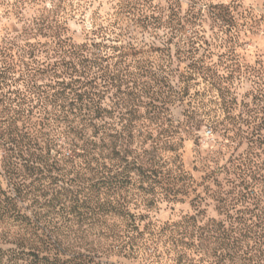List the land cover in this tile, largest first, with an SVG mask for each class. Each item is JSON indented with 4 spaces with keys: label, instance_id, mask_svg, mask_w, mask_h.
I'll use <instances>...</instances> for the list:
<instances>
[{
    "label": "rangeland",
    "instance_id": "1",
    "mask_svg": "<svg viewBox=\"0 0 264 264\" xmlns=\"http://www.w3.org/2000/svg\"><path fill=\"white\" fill-rule=\"evenodd\" d=\"M192 2L177 5L184 20ZM119 3L0 0V117L26 84L56 100L47 110L59 114L60 47L28 38L45 8L61 4L74 41L96 33L122 75L97 124L127 179L111 184L85 169L67 149L63 123L37 120L36 101V119L0 118V264H209L216 244L205 225L226 220L218 200L240 183L232 165L252 160L264 172V3L199 0V18L184 26L186 45L171 46L168 27L126 17L114 24ZM153 6L164 18L172 12L167 0ZM191 48L199 70L181 53Z\"/></svg>",
    "mask_w": 264,
    "mask_h": 264
},
{
    "label": "trees",
    "instance_id": "2",
    "mask_svg": "<svg viewBox=\"0 0 264 264\" xmlns=\"http://www.w3.org/2000/svg\"><path fill=\"white\" fill-rule=\"evenodd\" d=\"M167 1L171 2L172 12L168 18H164L157 14L153 0H120L114 24H121L126 17L132 18L142 27H168L170 38L166 39V45L171 46L175 39L177 44L186 45L188 38L183 34L184 26L188 22L194 25L199 18L200 13L196 8L199 0H193L191 3V20H184L178 12L177 5L180 0ZM49 5L50 9H53L55 4L51 1ZM57 6V10H48L44 7L47 15L44 14L42 27L37 28L36 33L28 40L42 36L51 39L60 47L61 72L56 73L57 90L53 85L60 99L59 114H56V108L55 111L53 109L54 112L47 110L52 100H44L36 84H26L23 91H16L14 100L7 98L5 101L7 107L1 108L0 118L4 116L5 120L35 118L36 112L33 111L32 103L36 101L43 106L41 108L39 106L37 120L50 123L57 119L63 123V134L68 139L67 149L83 159L81 164L85 165V169L102 173L98 178L100 181L108 180L111 184L127 181L123 178L126 167H123L121 159L119 162H113L115 152L110 151L108 136L104 131L101 132L102 129L97 124L98 120L109 113V109L103 105L107 91L112 88L114 82L123 84L122 75L113 72L109 63L111 56L93 38L96 33L90 31L86 40L81 43L74 41L68 21L64 17L67 12L62 9L61 4ZM93 26L91 24V28ZM195 52V48L181 51L199 70L202 64L195 59ZM116 57L117 62H122L125 58L124 54ZM231 169L240 179V183L234 185L233 191L226 192L218 200V209L220 214L226 216V220L213 221L205 225V239H213L216 244L212 248L213 260L209 264H264V202L259 194L264 190L261 188L264 186V172L257 170L252 160L235 162ZM236 188L239 189L236 191ZM18 210V216H22L19 208ZM57 247L54 246L56 249ZM39 254L40 251L33 250L34 257Z\"/></svg>",
    "mask_w": 264,
    "mask_h": 264
},
{
    "label": "clouds",
    "instance_id": "3",
    "mask_svg": "<svg viewBox=\"0 0 264 264\" xmlns=\"http://www.w3.org/2000/svg\"><path fill=\"white\" fill-rule=\"evenodd\" d=\"M225 3L229 2V0H224ZM262 3H264V0H261ZM244 3H251V0H244Z\"/></svg>",
    "mask_w": 264,
    "mask_h": 264
}]
</instances>
